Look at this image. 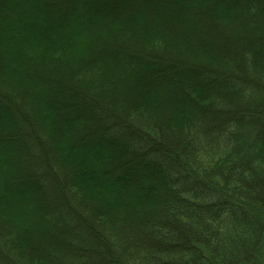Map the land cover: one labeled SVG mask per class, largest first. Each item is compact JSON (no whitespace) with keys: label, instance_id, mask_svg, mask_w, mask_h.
<instances>
[{"label":"trees","instance_id":"obj_1","mask_svg":"<svg viewBox=\"0 0 264 264\" xmlns=\"http://www.w3.org/2000/svg\"><path fill=\"white\" fill-rule=\"evenodd\" d=\"M73 2L0 0V264H260L264 0Z\"/></svg>","mask_w":264,"mask_h":264},{"label":"rangeland","instance_id":"obj_2","mask_svg":"<svg viewBox=\"0 0 264 264\" xmlns=\"http://www.w3.org/2000/svg\"><path fill=\"white\" fill-rule=\"evenodd\" d=\"M74 0H65V6L68 7L70 9V11L72 12V15H76V17H78V19H82V17L79 16L78 13L74 12L73 9H77V7H80V2H73ZM71 6H73L71 8ZM58 8L59 7H55ZM60 9V8H59ZM53 10V9H51ZM55 10V9H54ZM54 10L52 12H54ZM56 10V11H57ZM68 17H73L71 15H69ZM70 19V18H69ZM77 19V18H76ZM185 22L183 21L182 23L183 24H179L178 26H172V31L169 32L170 34V37H172V35H175L174 37L178 40V41H184L183 39H185V41L187 42V44L189 45V47L193 50V49H196L198 48L197 46H201L202 45V40H200V37L201 35H204V36H213L215 35L217 32H219L222 36L224 37H227V38H233L234 36L231 34V32L227 31V29H224L220 23L218 21H216L215 19H212L210 18L209 15L207 14H196L195 16H187V17H184ZM217 23H215V22ZM197 24L198 25H201L199 29H191L188 26V24ZM230 30V29H228ZM231 31V30H230ZM175 33V34H173ZM198 37V41L195 42L196 38ZM212 37H210L211 39ZM189 39L191 41H189ZM220 41H211V45H216L217 43H219ZM181 43H184V42H181ZM185 44V43H184ZM131 46L132 47H137L138 44H134V43H131ZM26 54V53H24ZM185 57V56H184ZM185 59H191L190 57H185ZM8 69L11 70L13 69V63H12V59L10 61V64L8 66ZM22 83L25 82V77H19V79ZM121 80V78H120ZM25 84V83H24ZM132 84V81L129 80L126 82V87L131 85ZM35 85H38L40 88L44 87V85L42 84H39V83H35ZM128 88V87H127ZM45 91H42V92H38L36 90H31V87L29 88V90L32 92V94L36 97H40L42 100L44 98V102L48 104V100L47 98L44 96V92H47L48 90H51L52 88H50V86L47 85V87L44 88ZM126 89V88H125ZM53 93H56L55 94V97L56 99H58L60 102H65L66 100L67 101H70L71 98H69V96L67 95H63V93H61V91L59 90L58 92L56 91H53ZM129 100V99H127ZM52 123V122H51ZM93 125V124H92ZM90 126L88 125V128ZM45 128V129H44ZM44 130L47 131L49 129H52L53 127H50L46 124V126H44ZM3 131L5 134H8V136H10V134H12V131L11 130H8V129H3L2 127H0V131ZM81 130H77V132H80ZM83 131H85V129L83 128ZM48 132V131H47ZM50 135L54 134L53 132L52 133H49ZM7 136V135H6ZM8 141H6V144L8 145ZM5 144V145H6ZM10 148V149H9ZM8 148V153L10 155V157H12L14 160H15V163H11L10 164V168L8 171L4 172L3 174H0V177L2 179V177L4 178V176H9L11 174L13 175H16V174H22L24 175V177L26 178L30 173H33V172H36L35 169H33V167H28L26 166L25 163H23L24 161L26 162L30 157H29V153H30V150L26 147V146H22L20 148H12L9 147ZM27 153V155H26ZM28 163L32 164V160H28L27 161ZM16 163H19V165L17 166ZM22 163V164H21ZM1 193V191H0ZM14 197L15 196V193H14ZM140 216V215H139ZM13 223H14V220L15 218H11L10 219ZM16 223V221H15ZM30 224H33V222H30ZM30 224H25L24 227H28L29 229L32 227V225ZM40 226L34 224V229L36 230H40L39 229ZM41 228V227H40ZM42 231H44V234L46 233V237L49 238V236L51 237H55L57 240H59V238L62 236V233L59 231V229H55L53 230L52 227H49L47 225H43L42 226ZM141 234V233H140ZM49 235V236H48ZM45 242H46V239H45ZM43 243V242H42ZM259 259H260V264H264V239H263V244L260 246V250H259Z\"/></svg>","mask_w":264,"mask_h":264}]
</instances>
